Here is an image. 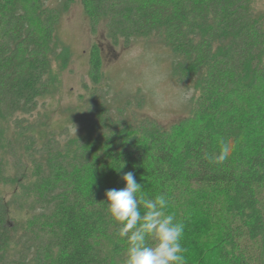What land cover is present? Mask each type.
Wrapping results in <instances>:
<instances>
[{
	"label": "trees",
	"instance_id": "1",
	"mask_svg": "<svg viewBox=\"0 0 264 264\" xmlns=\"http://www.w3.org/2000/svg\"><path fill=\"white\" fill-rule=\"evenodd\" d=\"M71 2L0 0V264H124L102 202L129 171L186 223L187 264H264V17L252 0H79L113 45L165 44L193 98L188 116L163 128L126 120L137 96L111 103L97 88L86 112L67 118L80 119L78 135L65 126L62 138L39 110L57 90L52 64L71 60L58 35ZM89 67L97 86L98 45ZM224 142L233 152L216 164Z\"/></svg>",
	"mask_w": 264,
	"mask_h": 264
},
{
	"label": "rangeland",
	"instance_id": "2",
	"mask_svg": "<svg viewBox=\"0 0 264 264\" xmlns=\"http://www.w3.org/2000/svg\"><path fill=\"white\" fill-rule=\"evenodd\" d=\"M59 1L46 0V3L53 7ZM252 5L254 11L264 17V0H252ZM58 23V35L69 48L71 60L62 70L55 63L52 64L50 73L57 90L55 96L47 98L44 108L39 110L41 119L48 121L57 135L61 133L62 138L65 137L62 134L64 129L61 130L65 126H68L71 135H78L80 119L69 122L67 118L72 115L70 112L77 113L78 117L84 114L92 94L102 93L98 89L104 92V97L111 103L115 94L141 99L139 108L132 103L125 115L126 120L135 123L148 119L167 128L188 116L193 93L173 77L171 54L165 44L157 39H142L127 46L123 43L113 45L107 38L104 23L92 28L79 0L70 3ZM94 45H98L102 59L100 83L97 86L89 75V51ZM23 125H26V120ZM10 130L12 126L6 134V140L1 138L3 141H9Z\"/></svg>",
	"mask_w": 264,
	"mask_h": 264
},
{
	"label": "clouds",
	"instance_id": "3",
	"mask_svg": "<svg viewBox=\"0 0 264 264\" xmlns=\"http://www.w3.org/2000/svg\"><path fill=\"white\" fill-rule=\"evenodd\" d=\"M232 152L230 143H222L213 162L222 164ZM122 180L124 187L108 190L102 203L125 243L124 264H187L186 223L169 211L166 195L145 193L131 171Z\"/></svg>",
	"mask_w": 264,
	"mask_h": 264
}]
</instances>
